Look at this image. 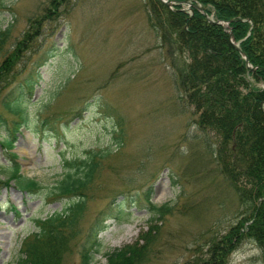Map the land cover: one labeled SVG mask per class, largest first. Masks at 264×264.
<instances>
[{
    "label": "rangeland",
    "instance_id": "1",
    "mask_svg": "<svg viewBox=\"0 0 264 264\" xmlns=\"http://www.w3.org/2000/svg\"><path fill=\"white\" fill-rule=\"evenodd\" d=\"M1 0L0 63L31 33L7 81L0 83V179L14 166L1 142L12 120L5 102L19 96L27 122L15 139L24 175L44 186L35 192L0 184V264H19L35 218L61 211L70 197H53L63 159L88 150L112 152L63 264H106L107 252L136 241L154 215L150 202L170 203L159 220L145 264H187L207 250L212 234L229 230L241 209L234 188L215 170L213 153L182 101L173 72L178 52L150 26L148 0ZM118 137L124 144L118 145ZM14 204L17 209H13ZM95 243H99L96 245ZM98 249V250H96ZM228 264H263L245 238Z\"/></svg>",
    "mask_w": 264,
    "mask_h": 264
},
{
    "label": "trees",
    "instance_id": "2",
    "mask_svg": "<svg viewBox=\"0 0 264 264\" xmlns=\"http://www.w3.org/2000/svg\"><path fill=\"white\" fill-rule=\"evenodd\" d=\"M66 0H52V5ZM148 0L150 26L161 39V46L178 52L181 63L173 72L184 103L193 107L195 124L213 153L215 170L234 188L240 211L229 230L212 234L207 250L187 264H228L231 254L245 238L261 250L264 264V0ZM1 2V0H0ZM186 2L192 7L184 9ZM228 22V28L210 22ZM229 29H232L234 43ZM10 29L0 32V46ZM31 33L19 41L13 52L0 63V83L7 81ZM248 62L254 68L252 70ZM23 87L19 98H23ZM5 102L12 120L2 146L14 159V166L0 184L15 181L22 190L35 192L44 186L21 172L13 151L18 130L27 122L19 98ZM6 119L0 114V125ZM124 142L118 137L116 142ZM112 151L88 150L84 157L64 158V173L50 195L70 197L61 211L35 218L37 230L27 236L21 248L20 264H63L71 243L80 235V224L94 190L103 161ZM13 209L17 207L12 204ZM154 215L148 228L135 242L107 252L106 264H145L154 249L159 220L170 213V203L150 202ZM99 245V243H95ZM98 250V249H96ZM82 264H91L84 253Z\"/></svg>",
    "mask_w": 264,
    "mask_h": 264
},
{
    "label": "water",
    "instance_id": "3",
    "mask_svg": "<svg viewBox=\"0 0 264 264\" xmlns=\"http://www.w3.org/2000/svg\"><path fill=\"white\" fill-rule=\"evenodd\" d=\"M162 2H164L165 4H167L168 6H171L172 5V1H169V0H161ZM189 5H192L191 3H189ZM209 20L210 21H212V22H215L212 18H210L209 17ZM215 23H218V24H223L221 21H217V22H215ZM230 35H231V37H232V30H230ZM232 41H233V37H232V39H231ZM236 47L237 48H239L238 47V45H236ZM248 60V59H247Z\"/></svg>",
    "mask_w": 264,
    "mask_h": 264
}]
</instances>
